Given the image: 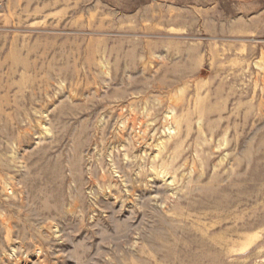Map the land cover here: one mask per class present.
I'll return each mask as SVG.
<instances>
[{"label": "rangeland", "instance_id": "rangeland-1", "mask_svg": "<svg viewBox=\"0 0 264 264\" xmlns=\"http://www.w3.org/2000/svg\"><path fill=\"white\" fill-rule=\"evenodd\" d=\"M0 264H264V0H0Z\"/></svg>", "mask_w": 264, "mask_h": 264}]
</instances>
